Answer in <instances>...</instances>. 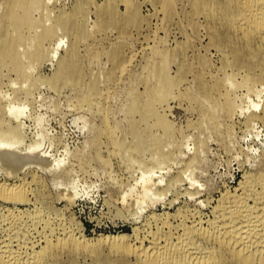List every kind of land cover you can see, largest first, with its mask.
<instances>
[{"label": "rangeland", "instance_id": "374dc122", "mask_svg": "<svg viewBox=\"0 0 264 264\" xmlns=\"http://www.w3.org/2000/svg\"><path fill=\"white\" fill-rule=\"evenodd\" d=\"M249 1L0 0V184L20 186L0 195V250L146 264L169 225L174 243L194 222L215 233L227 197L262 193Z\"/></svg>", "mask_w": 264, "mask_h": 264}, {"label": "bare ground", "instance_id": "6f19581e", "mask_svg": "<svg viewBox=\"0 0 264 264\" xmlns=\"http://www.w3.org/2000/svg\"><path fill=\"white\" fill-rule=\"evenodd\" d=\"M244 5L246 6V4ZM245 9H247V7ZM248 9H250V7ZM250 11L251 12H246L247 14L243 12L244 15L246 14V20L249 18L251 19L256 17L258 19L259 17H262L260 9L259 11L250 9ZM248 13H251V15H248ZM241 20L244 23L245 20ZM249 22H251V20ZM243 23L241 24V26H243ZM258 25L259 24H257V26ZM261 179H263L260 180V182L264 188V177ZM252 186L253 185L249 186L247 193L244 192L246 193V195L243 197H227L224 205L221 207L218 213H216L217 224L215 225V233L210 230H203V227L200 228L194 222L193 226H191L188 232H186V234H184V232V235L180 237L181 239H183H180L183 242H180V240L178 239V243H174L172 241L173 237L177 238L179 237V235L175 237L176 234L172 232L173 227L169 225V231H167V233L165 234V241H167L166 244H161L160 241L163 240L161 239V234L160 236L155 237L151 244V247H148L149 249H147L148 251L146 252V255L144 254L147 260V262L145 261L146 264H223V262L226 261L225 259H227L226 255H229V257L238 256V264H264V189L262 193L259 192V194H255V190ZM22 188L23 190L26 189L24 186ZM17 189L20 190V186L14 184H0V195H3V197H5V195H8L10 193L13 194L12 191H15ZM250 198H253V205L248 204V200ZM17 201L18 200L14 201L13 203H15L16 205ZM39 219H41L40 216ZM17 224L22 227L23 223L20 220ZM20 241L21 240H19L18 244L20 245V247H22ZM49 241L51 240H48L49 247L47 251L45 250L36 252L34 249H32V251H30L29 253H26L24 251L26 253L25 259H23L24 257L22 258L24 252L21 249L15 251L13 249L10 250L8 246L4 247L0 250V264H48L51 258L50 256L53 255L51 254V252L54 250L53 246H55ZM211 243L214 245L212 249H207L208 251L204 250L203 246L209 244L212 245ZM23 244L24 243L22 242V245ZM64 244L65 243H63V245ZM66 245H68V243ZM215 245L217 247H215Z\"/></svg>", "mask_w": 264, "mask_h": 264}]
</instances>
